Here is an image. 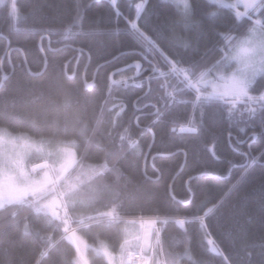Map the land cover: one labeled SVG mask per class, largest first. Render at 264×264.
I'll return each mask as SVG.
<instances>
[{
    "label": "trees",
    "instance_id": "1",
    "mask_svg": "<svg viewBox=\"0 0 264 264\" xmlns=\"http://www.w3.org/2000/svg\"><path fill=\"white\" fill-rule=\"evenodd\" d=\"M140 1L109 0L120 4L119 21L104 0L90 8L92 0H17L18 14L0 6V129L72 143L78 165L100 169L106 209L120 221L94 215L73 222L89 243L118 251L121 226L157 219L168 262L264 264V142L248 141L253 129L260 132L264 78L238 100L197 99L194 86L229 39L247 37L258 18L264 24V7L239 20L209 0H190L189 12L148 0L139 15L151 10L145 31L142 19L140 29L126 19L135 24ZM217 108L218 124L207 115L200 121L201 110ZM65 236L60 220L28 204L7 206L0 210V264H77ZM92 264L107 262L93 254Z\"/></svg>",
    "mask_w": 264,
    "mask_h": 264
},
{
    "label": "rangeland",
    "instance_id": "2",
    "mask_svg": "<svg viewBox=\"0 0 264 264\" xmlns=\"http://www.w3.org/2000/svg\"><path fill=\"white\" fill-rule=\"evenodd\" d=\"M166 1L182 5L189 12L186 0ZM209 1L221 8L235 10L239 20H244L253 13L257 14L264 7V0ZM145 2L146 0H141L139 5L145 6ZM4 4L9 5L12 14H18L17 0H0V6ZM262 78L264 24L258 18L247 37L238 42L228 40L222 59L208 71L202 72L194 86L201 92L198 96L196 94L197 99L210 98V95L218 99H230L247 96ZM231 102L236 106L241 101ZM190 131L194 132L193 129ZM98 170L100 169L95 165H78L77 153L72 143L63 144L48 138L37 139L23 133H12L5 128L0 129V210L15 204H28L36 212L60 220L65 225L67 240L76 247L77 264H89L88 255L90 251H94L93 247L97 250L94 256L103 257L107 264H125L127 250L137 239L136 232L129 226L120 227L124 240L118 251H115L111 243L105 242L106 246L97 247L77 230L71 231L73 222H82L95 216L120 221L115 218L113 209H106L109 189L98 178ZM138 221L146 230L154 232V264H178L162 257L158 232L155 230L156 221L152 220L147 225L142 220ZM69 231L71 232L68 233Z\"/></svg>",
    "mask_w": 264,
    "mask_h": 264
},
{
    "label": "snow or ice",
    "instance_id": "3",
    "mask_svg": "<svg viewBox=\"0 0 264 264\" xmlns=\"http://www.w3.org/2000/svg\"><path fill=\"white\" fill-rule=\"evenodd\" d=\"M97 3V0H92V2L88 5V7H92L94 4ZM104 3L107 5V7L111 10L112 16L119 21L121 18H124L123 13L121 11V7L120 4L117 2L115 7H113V5L111 3H109V0H104ZM77 7H79V5H77ZM144 7L143 4L138 5L137 6V18L135 21V24H132L131 22L133 21V19L131 17L126 18L127 19V23L129 25H131L132 28H139L140 29V25L136 22L137 20L142 19L144 21V28L145 31L148 30V25H149V16L151 14V10L149 9L148 11L145 12V15L143 17L139 16V9ZM144 31V32H145ZM154 33L157 34V36H163V33L161 32L159 27H154L153 28ZM217 36L220 35V30L217 31L216 33ZM153 39H156V36H153ZM191 49V45L186 44L185 45V51H189ZM208 51H210V49L205 48L204 51L201 53V55H207ZM177 56H179V53H177ZM205 115L208 116V119L210 121V123L212 125H216L220 122V110L217 108L216 110L210 112V113H205L203 110H201L199 112V119L201 122H203ZM231 119V118H230ZM239 131L241 133L247 134V130L245 128H240ZM209 134L211 135L212 139L215 140L216 139V132L211 131L209 132ZM260 140L261 142H264V115H262L261 117V124H260V132L257 133L255 131V129L252 130L251 134L248 136V141L249 142H254ZM232 142V137H231V130H229V143ZM244 141L242 140H237L236 144L239 145L240 143H243ZM251 147V143L249 145ZM213 155H215V153H213ZM242 155H247V153H242ZM260 156L264 157V148L261 149L260 152ZM257 160L256 157H251V163H255ZM231 163V162H230ZM244 167H248V165H243Z\"/></svg>",
    "mask_w": 264,
    "mask_h": 264
},
{
    "label": "crops",
    "instance_id": "4",
    "mask_svg": "<svg viewBox=\"0 0 264 264\" xmlns=\"http://www.w3.org/2000/svg\"><path fill=\"white\" fill-rule=\"evenodd\" d=\"M126 226H129V228L133 231L136 232V235H137V239L135 241V244L129 248L127 251V253H129L130 251H133V250H136L138 249L140 243L142 240H144V244H145V249L147 252H149L152 247H153V242H154V232L153 231H148V230H144V227L142 226V224L140 223V221L136 220V221H128L126 222L125 224ZM69 233V232H68ZM143 233V234H142ZM100 245H105V243H100L98 246ZM88 247H90V245L87 244ZM97 246V247H98ZM106 246V245H105ZM94 248V251H90L89 252V255H88V262L89 264H92V257H93V254L95 255L96 253V249L95 247ZM126 253V255H127ZM92 254V255H91ZM125 255V256H126ZM92 256V257H91ZM108 257V256H107ZM107 259V258H106ZM126 262V261H125Z\"/></svg>",
    "mask_w": 264,
    "mask_h": 264
},
{
    "label": "built area",
    "instance_id": "5",
    "mask_svg": "<svg viewBox=\"0 0 264 264\" xmlns=\"http://www.w3.org/2000/svg\"><path fill=\"white\" fill-rule=\"evenodd\" d=\"M148 2V0H146ZM127 264H153V256H146L143 249L131 253Z\"/></svg>",
    "mask_w": 264,
    "mask_h": 264
},
{
    "label": "clouds",
    "instance_id": "6",
    "mask_svg": "<svg viewBox=\"0 0 264 264\" xmlns=\"http://www.w3.org/2000/svg\"><path fill=\"white\" fill-rule=\"evenodd\" d=\"M187 6L189 8V11L194 9V4L190 3V0H186Z\"/></svg>",
    "mask_w": 264,
    "mask_h": 264
},
{
    "label": "water",
    "instance_id": "7",
    "mask_svg": "<svg viewBox=\"0 0 264 264\" xmlns=\"http://www.w3.org/2000/svg\"><path fill=\"white\" fill-rule=\"evenodd\" d=\"M86 87L88 90H91L94 87V83L87 84Z\"/></svg>",
    "mask_w": 264,
    "mask_h": 264
},
{
    "label": "bare ground",
    "instance_id": "8",
    "mask_svg": "<svg viewBox=\"0 0 264 264\" xmlns=\"http://www.w3.org/2000/svg\"><path fill=\"white\" fill-rule=\"evenodd\" d=\"M145 222V224L148 222L147 220H143Z\"/></svg>",
    "mask_w": 264,
    "mask_h": 264
}]
</instances>
